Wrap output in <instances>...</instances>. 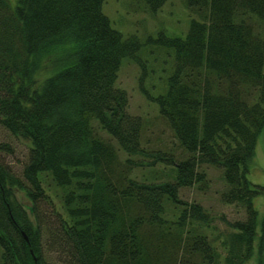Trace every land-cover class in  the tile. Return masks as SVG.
<instances>
[{
    "label": "trees",
    "instance_id": "1",
    "mask_svg": "<svg viewBox=\"0 0 264 264\" xmlns=\"http://www.w3.org/2000/svg\"><path fill=\"white\" fill-rule=\"evenodd\" d=\"M143 1L154 12L168 0ZM14 2L0 0V126L28 151L18 171L0 157V264H45L44 231L73 264H264L254 204L264 185L248 179L264 128V0H183L186 34L155 40L174 53L157 95L144 85L142 44L111 26L104 0ZM124 58L140 66L139 89L179 156L145 148L143 120L116 86ZM206 165L221 169L220 198L242 218L180 197L206 188Z\"/></svg>",
    "mask_w": 264,
    "mask_h": 264
},
{
    "label": "rangeland",
    "instance_id": "2",
    "mask_svg": "<svg viewBox=\"0 0 264 264\" xmlns=\"http://www.w3.org/2000/svg\"><path fill=\"white\" fill-rule=\"evenodd\" d=\"M102 11L108 16L114 29L124 37L135 35L142 44L137 56L145 65L144 85L148 91L153 95L164 91L174 62V53L171 49L159 46L155 40L160 32L171 37H183L186 34L190 20L194 16L185 7L183 0H168L154 12L149 10L143 0H104ZM45 61L43 58L42 66ZM42 74L43 72L39 73L40 76ZM140 75V66L134 60L124 58L118 70L116 86L125 89L128 93V111L133 115L140 116L143 120L142 142L145 148L173 150L171 152H175L179 156L182 153L181 147L168 123L159 114L158 105L148 100L139 89ZM1 144H5L6 148L0 149V157L15 171H18L27 157L28 143L20 137L13 136L0 126ZM156 169L162 170L164 165L158 164ZM205 170L207 173L206 188H181L180 197L188 201L200 202L218 218L224 216L231 221L242 218L243 208L235 204L224 203L220 198L221 191L225 186L221 169L206 165ZM142 172L148 173V169L137 168L134 170V173L138 174V178ZM248 179L253 183L264 185V128L257 138L255 155L250 163ZM16 196L22 204L33 210L30 201L22 193L18 192ZM254 204L261 216L264 210V197L255 198ZM216 224L221 229L226 226L224 221L220 219L216 221ZM44 232L46 234V239L43 241L45 264H73L66 251L55 245L49 239L46 231ZM248 264H255V262L251 260Z\"/></svg>",
    "mask_w": 264,
    "mask_h": 264
},
{
    "label": "water",
    "instance_id": "3",
    "mask_svg": "<svg viewBox=\"0 0 264 264\" xmlns=\"http://www.w3.org/2000/svg\"><path fill=\"white\" fill-rule=\"evenodd\" d=\"M30 210H32V209H30Z\"/></svg>",
    "mask_w": 264,
    "mask_h": 264
}]
</instances>
